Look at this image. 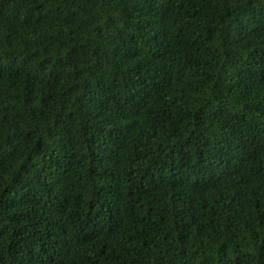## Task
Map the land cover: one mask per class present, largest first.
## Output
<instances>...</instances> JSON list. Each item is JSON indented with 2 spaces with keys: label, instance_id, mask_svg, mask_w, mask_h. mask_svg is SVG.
Returning a JSON list of instances; mask_svg holds the SVG:
<instances>
[{
  "label": "trees",
  "instance_id": "16d2710c",
  "mask_svg": "<svg viewBox=\"0 0 264 264\" xmlns=\"http://www.w3.org/2000/svg\"><path fill=\"white\" fill-rule=\"evenodd\" d=\"M0 264H264V0H0Z\"/></svg>",
  "mask_w": 264,
  "mask_h": 264
}]
</instances>
